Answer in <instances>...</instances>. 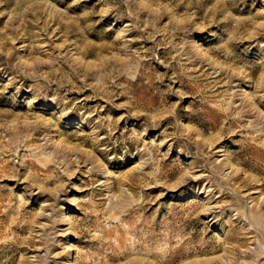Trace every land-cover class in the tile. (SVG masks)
Masks as SVG:
<instances>
[{
  "label": "rangeland",
  "instance_id": "obj_1",
  "mask_svg": "<svg viewBox=\"0 0 264 264\" xmlns=\"http://www.w3.org/2000/svg\"><path fill=\"white\" fill-rule=\"evenodd\" d=\"M0 264H264V0H0Z\"/></svg>",
  "mask_w": 264,
  "mask_h": 264
}]
</instances>
